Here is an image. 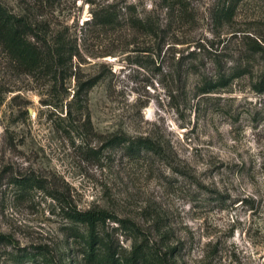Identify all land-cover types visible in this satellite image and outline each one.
I'll return each mask as SVG.
<instances>
[{"label":"rangeland","instance_id":"rangeland-1","mask_svg":"<svg viewBox=\"0 0 264 264\" xmlns=\"http://www.w3.org/2000/svg\"><path fill=\"white\" fill-rule=\"evenodd\" d=\"M0 9V264H264V0ZM11 14L45 59L6 51Z\"/></svg>","mask_w":264,"mask_h":264},{"label":"trees","instance_id":"trees-1","mask_svg":"<svg viewBox=\"0 0 264 264\" xmlns=\"http://www.w3.org/2000/svg\"><path fill=\"white\" fill-rule=\"evenodd\" d=\"M178 2L181 3V0H178ZM232 6H235V3ZM3 14H4L3 10L0 9V15ZM10 17L12 21L9 22ZM5 18L6 19L4 21L6 23H9L8 28H6V33H8V41L6 42L7 45L6 51L9 54H12L15 58H18V60L25 63L26 65L32 66L33 58H35V61L40 59L41 60L45 59V56L48 54V52L46 51L43 52V50L37 48L34 44H32V42L29 41L30 40L29 38L31 37L30 26H28L27 23L22 22L20 17H15L12 14L11 16H6ZM90 20L92 25H105V24H112L113 22L116 23L115 21H117V18L113 17L109 13H105L104 16H92ZM129 21H131L130 23L134 24V26L136 27L147 25L144 19L135 18L134 20H129ZM5 22L4 25L7 26ZM53 54L54 52H52V55ZM55 55H58L57 51L55 52ZM80 85L82 86L84 85V83H81ZM77 94L78 93L76 91L73 96H76ZM110 141L112 142L117 141L119 143L122 142L130 143L125 147L126 151H128L129 153L127 155L140 154V152L142 151L143 152H147L151 150L155 151V147H153L155 145L154 142L146 137L133 138L130 141V139H127L124 136H120L119 138L117 136H112V139ZM107 215L108 214L103 210L80 211V210L72 209L71 211V216L75 220L84 221L88 224H93L94 222L103 220L108 217ZM0 237L7 239V237L2 234H0Z\"/></svg>","mask_w":264,"mask_h":264}]
</instances>
